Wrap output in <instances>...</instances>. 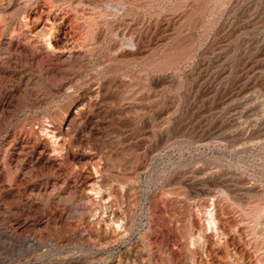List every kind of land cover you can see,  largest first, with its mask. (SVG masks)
I'll return each mask as SVG.
<instances>
[{"label": "rangeland", "instance_id": "rangeland-1", "mask_svg": "<svg viewBox=\"0 0 264 264\" xmlns=\"http://www.w3.org/2000/svg\"><path fill=\"white\" fill-rule=\"evenodd\" d=\"M0 264H264V0H0Z\"/></svg>", "mask_w": 264, "mask_h": 264}, {"label": "bare ground", "instance_id": "bare-ground-1", "mask_svg": "<svg viewBox=\"0 0 264 264\" xmlns=\"http://www.w3.org/2000/svg\"><path fill=\"white\" fill-rule=\"evenodd\" d=\"M64 19V18H63ZM40 22V21H39ZM39 22H35V30H37L39 27ZM40 31V30H39ZM41 37L44 38L45 42L43 43H47L43 50L50 55L56 56L58 55V57H64L67 60H76V59H80L83 55V45L82 43L76 41V40H69V41H64L62 46H55L52 44L51 40L49 39V32L46 31L45 28H43V30H41L40 32ZM33 35V34H32ZM36 36V35H35ZM38 36V37H39ZM66 36V35H65ZM48 37V38H47ZM47 38V39H46ZM87 38V37H86ZM61 39V38H60ZM66 40H68L66 38ZM85 42H87L86 40H84ZM61 42V41H60ZM85 48V47H84ZM84 50V49H83ZM43 52V51H42ZM41 53V52H40ZM91 53V52H90ZM38 54V53H37ZM47 54V56H48ZM88 54V53H87ZM88 56V55H87ZM29 217V216H28ZM22 218V217H21ZM121 225H117V229L120 227ZM122 228V227H121ZM205 228V227H204ZM10 233L15 236V237H21V236H26L29 237L30 234L32 233V224L30 222L29 219H18L15 218L13 220H11V226H10ZM29 241V238H27ZM78 240V238H77ZM30 242V241H29ZM157 244V243H156Z\"/></svg>", "mask_w": 264, "mask_h": 264}]
</instances>
